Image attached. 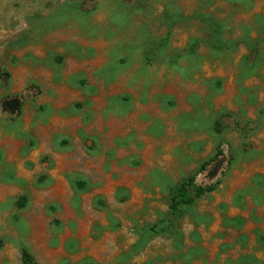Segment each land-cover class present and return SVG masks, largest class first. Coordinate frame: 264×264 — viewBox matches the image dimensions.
<instances>
[{"label": "rangeland", "instance_id": "1", "mask_svg": "<svg viewBox=\"0 0 264 264\" xmlns=\"http://www.w3.org/2000/svg\"><path fill=\"white\" fill-rule=\"evenodd\" d=\"M191 176L218 185L173 212ZM21 248L264 264V0H0V264Z\"/></svg>", "mask_w": 264, "mask_h": 264}, {"label": "trees", "instance_id": "2", "mask_svg": "<svg viewBox=\"0 0 264 264\" xmlns=\"http://www.w3.org/2000/svg\"><path fill=\"white\" fill-rule=\"evenodd\" d=\"M221 118L215 123V131L217 132L224 129L221 124ZM206 166L207 163L203 164L201 167L203 169ZM217 185L218 182L214 184L201 185L195 182V178L193 176L186 178L176 188H174V190H172L170 209L173 212H177L181 206L191 205L196 199L200 198L204 194L214 191ZM20 258L21 264H37L33 255L26 248L20 249Z\"/></svg>", "mask_w": 264, "mask_h": 264}]
</instances>
